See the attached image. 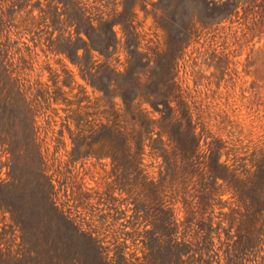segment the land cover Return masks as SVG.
Instances as JSON below:
<instances>
[{"label":"rangeland","instance_id":"obj_1","mask_svg":"<svg viewBox=\"0 0 264 264\" xmlns=\"http://www.w3.org/2000/svg\"><path fill=\"white\" fill-rule=\"evenodd\" d=\"M0 264H264V0H0Z\"/></svg>","mask_w":264,"mask_h":264},{"label":"trees","instance_id":"obj_2","mask_svg":"<svg viewBox=\"0 0 264 264\" xmlns=\"http://www.w3.org/2000/svg\"><path fill=\"white\" fill-rule=\"evenodd\" d=\"M8 71L9 70L7 68L4 69V72H8ZM7 76L8 75H5V77H7ZM2 93L3 94L5 93V97L8 98L10 96V94L12 93V90L8 86H6L2 90ZM170 116H171V114L168 115V117H170ZM168 117H166V118H168ZM215 154H216V152L212 151L211 154L209 155V159L214 160V165H212L211 162H209V163L206 162L207 166H209L210 170H212V171L216 170L217 167L221 166V164L218 162L219 157H216V159H215V156H214ZM203 156H204V158H207L206 155H203ZM190 157L191 156H188L187 158H190ZM213 172H214V176H205V182L203 181V187H204L205 192L203 193V196H201L202 199L210 198V196L212 194V191H211L212 186L211 185H215L217 182L216 180L218 178H221L225 181L230 180L231 178H232L231 179V181H232L235 178V176H220V174H215V171H213ZM255 178H258V176H256ZM212 190H213V188H212ZM239 193L246 195V191H244V190H241V192H239Z\"/></svg>","mask_w":264,"mask_h":264}]
</instances>
